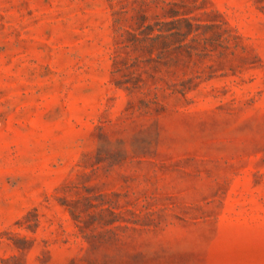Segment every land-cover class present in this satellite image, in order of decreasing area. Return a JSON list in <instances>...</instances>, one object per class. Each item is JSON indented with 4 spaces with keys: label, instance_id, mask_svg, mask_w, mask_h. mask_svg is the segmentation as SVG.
<instances>
[{
    "label": "rangeland",
    "instance_id": "rangeland-1",
    "mask_svg": "<svg viewBox=\"0 0 264 264\" xmlns=\"http://www.w3.org/2000/svg\"><path fill=\"white\" fill-rule=\"evenodd\" d=\"M0 264H264V0H0Z\"/></svg>",
    "mask_w": 264,
    "mask_h": 264
}]
</instances>
